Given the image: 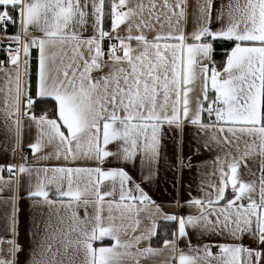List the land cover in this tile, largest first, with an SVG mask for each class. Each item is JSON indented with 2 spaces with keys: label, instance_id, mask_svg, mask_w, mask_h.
<instances>
[{
  "label": "snow or ice",
  "instance_id": "1",
  "mask_svg": "<svg viewBox=\"0 0 264 264\" xmlns=\"http://www.w3.org/2000/svg\"><path fill=\"white\" fill-rule=\"evenodd\" d=\"M192 7L189 0H0L5 138L15 155L34 126L33 153L50 146L42 158L62 161L0 164V205L11 233L0 237L11 245V259L0 264H124L126 257L140 264L166 250L162 264H264V0H196L188 31ZM9 23L19 25L15 34H7ZM220 41L233 46L217 66ZM189 126L196 135L186 146ZM214 148L218 182L203 197L175 202L195 212L156 204L146 182L161 160L177 172L198 168L204 162L194 158ZM112 160L123 166L107 167ZM25 174L34 213L27 246L17 239ZM45 206L67 211L54 222ZM142 212L149 226L123 239L125 220L135 217L138 227ZM157 218L171 222L163 247L152 246ZM106 237L115 243L96 246Z\"/></svg>",
  "mask_w": 264,
  "mask_h": 264
},
{
  "label": "crops",
  "instance_id": "2",
  "mask_svg": "<svg viewBox=\"0 0 264 264\" xmlns=\"http://www.w3.org/2000/svg\"><path fill=\"white\" fill-rule=\"evenodd\" d=\"M131 2L135 4L137 0H131ZM218 2L219 0H217V3ZM144 3L147 4L148 0H144ZM158 3L162 4L163 0H158ZM189 3L193 5V7L189 9L190 13H193V16H191L189 19L187 30L191 31L195 23L194 13H195L196 0H189ZM0 38H2L0 39V45L3 44L6 46L7 39L6 37H4L3 32L0 33ZM37 56H38V50L33 48L32 49L33 70H35L36 68ZM0 84H2V81H0ZM2 96L3 93H0V109H2L3 107ZM2 119H3V113L2 111H0V120ZM195 135H196V129L194 127L189 126L186 129L183 137L186 146H190L193 143V137ZM36 138H37V129L34 126H32L31 128H26L23 134L22 145L20 148H16L15 155H13L12 149L15 147L14 141L13 139L6 140L2 125H0V164L19 163L21 161V158L18 157L19 152H28L30 154V159H26V160L27 163L33 166L34 168L49 167L62 163V161H58L54 157L50 159L42 158L46 154L52 152V148L50 146L44 148L42 152L34 154L28 145L32 142H35ZM167 143L171 145V141H168ZM218 154L221 153H218V151L215 148L212 149L211 151L205 150L203 151L202 155L194 158V162L196 160H200L204 162L203 164L200 165V167L193 169H189L185 167L180 172H177L175 168L171 167L164 160H161L159 171L154 176L152 182L150 184L146 182V191L149 193V195H151L152 199L156 202V204L161 205L165 211L168 212L180 211L184 213L195 212L196 210L194 208L189 209L185 207L183 209H178L176 207L175 202L176 200H179L181 203H183L184 200L190 199L191 197H203L204 190L208 189V184L212 182H218L219 172H218V167L215 163V157ZM106 166L120 167L123 165L119 161L112 160L110 163H107ZM249 166L252 167L253 171H257L259 168V163L254 162L250 158ZM128 170L137 179H139L140 171L138 170V168H134L131 165H129ZM213 173H215V175H213ZM241 173L245 179H252V177L248 174L247 169L244 168L243 166L241 168ZM6 176L7 173H5V177ZM29 187L30 185H29L28 176L26 174L20 176V185L17 191V195L20 197L18 203L22 208V212L20 216L21 222L19 226V236L17 237V239L20 243H23L25 246H27L30 242H32L30 229L32 224V216L34 215L33 210L29 207L31 200L27 196V190ZM4 195L5 196L10 195V192L6 190ZM3 207H4L3 205H0V237L7 238L10 237L11 233L6 231L4 227V219L2 217ZM66 211H67L66 209L58 210L57 206H53L52 209H49L46 206L43 208V213L45 216H47L49 212H51L52 219L54 222L58 215H63L65 214ZM146 215L147 213L144 212L140 214L141 223L139 224L138 227H136L134 224L135 217H133L132 219H126L125 224L128 226V233L126 236H123L122 238L131 239L134 235H139L140 233H142L146 229V227L149 226V221L146 219ZM161 222H167V221H164L162 218H157L158 225ZM154 239L155 237L152 238V242ZM216 239H219L221 242H225L226 238L217 237ZM37 241H39V234L37 235ZM114 243L115 241L111 240V238L106 237L103 242H99V241L96 242V246H101V244H103L104 246H110L111 244ZM146 243H147L146 241H141V245H145ZM245 243L250 244L251 241L245 240ZM180 246L184 247L183 242H181ZM10 248L11 245L7 242V239H5V242L3 244H0V249H2L0 250V259H5V260L11 259V253L9 251ZM133 251L135 250L133 249ZM213 251L216 252L217 250L213 249ZM20 258L23 259V257ZM168 258H169V253L166 250L165 252L155 256L140 257V264H162V261ZM124 264H135V261L132 257H126L124 259Z\"/></svg>",
  "mask_w": 264,
  "mask_h": 264
},
{
  "label": "trees",
  "instance_id": "3",
  "mask_svg": "<svg viewBox=\"0 0 264 264\" xmlns=\"http://www.w3.org/2000/svg\"><path fill=\"white\" fill-rule=\"evenodd\" d=\"M108 21L106 20L105 26L107 27ZM19 25H13L9 23L8 28H7V33L8 34H15L18 31ZM3 31L0 30V33ZM233 45L231 42H226V41H220L216 45H214L215 51L213 53L214 59L217 62V66H219L220 63H222L226 59V55L230 51V48ZM171 227V222H161L158 227L157 231V237L152 242L153 246L160 247L162 245V239L165 236V230Z\"/></svg>",
  "mask_w": 264,
  "mask_h": 264
},
{
  "label": "built area",
  "instance_id": "4",
  "mask_svg": "<svg viewBox=\"0 0 264 264\" xmlns=\"http://www.w3.org/2000/svg\"><path fill=\"white\" fill-rule=\"evenodd\" d=\"M5 48H6L5 45H3V44L0 45V61L5 60V56H6V53L4 51ZM18 157L30 159V154L28 152H19Z\"/></svg>",
  "mask_w": 264,
  "mask_h": 264
}]
</instances>
